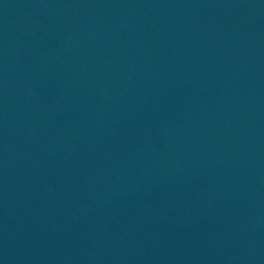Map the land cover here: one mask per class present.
I'll return each instance as SVG.
<instances>
[{
  "label": "water",
  "instance_id": "1",
  "mask_svg": "<svg viewBox=\"0 0 264 264\" xmlns=\"http://www.w3.org/2000/svg\"><path fill=\"white\" fill-rule=\"evenodd\" d=\"M0 264H264V0H0Z\"/></svg>",
  "mask_w": 264,
  "mask_h": 264
}]
</instances>
